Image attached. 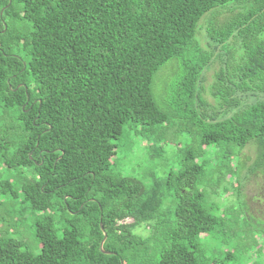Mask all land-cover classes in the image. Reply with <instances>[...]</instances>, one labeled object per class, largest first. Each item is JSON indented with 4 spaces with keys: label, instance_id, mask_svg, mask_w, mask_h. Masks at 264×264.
<instances>
[{
    "label": "trees",
    "instance_id": "trees-1",
    "mask_svg": "<svg viewBox=\"0 0 264 264\" xmlns=\"http://www.w3.org/2000/svg\"><path fill=\"white\" fill-rule=\"evenodd\" d=\"M229 5L207 26L211 54L193 53L199 22ZM172 61L182 70L165 110L153 82ZM173 117L196 129L178 170L151 183L114 171L125 127L162 141ZM0 164V264L222 262L200 242L231 231L211 197L264 174V0H0ZM26 212L40 213L38 253L10 230Z\"/></svg>",
    "mask_w": 264,
    "mask_h": 264
},
{
    "label": "rangeland",
    "instance_id": "rangeland-1",
    "mask_svg": "<svg viewBox=\"0 0 264 264\" xmlns=\"http://www.w3.org/2000/svg\"><path fill=\"white\" fill-rule=\"evenodd\" d=\"M231 7L232 5L220 8L218 16L215 11L202 18L192 44L193 53L196 48H199L203 56L211 54L213 44L210 43L207 26L211 19L214 20V17L216 18L214 22H222L225 17L230 16L232 14ZM172 62L159 70L153 82V96L158 105L165 110L169 107L171 85L178 80L182 70L181 67H178L177 61ZM219 67L220 60H215V58L210 62V65L205 67V96L212 102L214 99L210 93V86L214 82V74ZM195 130L183 117H175L170 119L168 126L161 128L164 139L159 141L154 133L145 135L137 132L134 128L125 127L122 137L117 140V153L111 160L114 163V171L136 176L147 183L167 178L171 171H176L181 167L183 153L189 147L190 141L193 140ZM255 154V148L251 144L242 149L240 153L243 168L241 176L247 172V167ZM0 171L6 172L1 164ZM231 181L232 178L224 180L223 184L216 188L217 193L211 197V202L219 204L224 213L226 210L230 211L229 223L232 228L230 227L231 231L226 233L228 237L225 239L223 236L222 241L219 242L207 234H201L200 242L209 255L222 258V262L213 264H264V230H262L264 229V174L257 172L248 178L244 177L241 194H238ZM224 185L227 186L226 190L223 189ZM165 196V208L174 210L178 202L175 188L167 187ZM17 207H20V202H17ZM243 210L247 212L249 221L242 218ZM39 214L34 216V214L26 212L20 216L17 226L10 228L12 232H15L14 236L21 238L35 253L40 251L41 246L36 237L34 226V219ZM126 221L133 220L128 218ZM135 230L143 235L149 232V229L143 226L137 227ZM255 242L257 244L255 250L252 251Z\"/></svg>",
    "mask_w": 264,
    "mask_h": 264
},
{
    "label": "water",
    "instance_id": "water-1",
    "mask_svg": "<svg viewBox=\"0 0 264 264\" xmlns=\"http://www.w3.org/2000/svg\"><path fill=\"white\" fill-rule=\"evenodd\" d=\"M11 2V0H9V3ZM102 225V224H101ZM103 227V226H102ZM106 238H107V233L105 232L104 233V238H103V240L101 241V249L102 250H104V242H105V240H106Z\"/></svg>",
    "mask_w": 264,
    "mask_h": 264
}]
</instances>
